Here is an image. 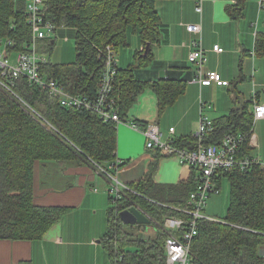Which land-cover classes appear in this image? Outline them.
<instances>
[{
    "label": "trees",
    "instance_id": "1",
    "mask_svg": "<svg viewBox=\"0 0 264 264\" xmlns=\"http://www.w3.org/2000/svg\"><path fill=\"white\" fill-rule=\"evenodd\" d=\"M157 0H43L45 19L55 30L61 26L74 29L75 61L46 63L43 71L62 82L70 92L93 97L103 67V48L113 44L117 49L127 45V33L136 34L143 44L137 52L139 65L151 59L147 43L159 34ZM247 0H234L225 8L232 19L242 17ZM26 0H0V40H14V48L23 50L31 39L26 21ZM52 42L54 39H50ZM49 40V41H50ZM44 42V41H43ZM48 45V43H47ZM254 52L264 56V33L256 36ZM121 71V70H120ZM153 89L161 112L183 92L182 82H149L123 77L118 70L113 83L118 114L125 118L128 108L145 89ZM13 88L31 107L36 109L69 142L36 121L18 101L0 90V239L34 240L59 221L67 207L38 205L33 199L36 163H54L61 168L76 162L82 155L98 164H111L116 154V125L103 121L89 110L61 106L46 91L16 79ZM253 112L238 111L213 121L202 144H217L226 133L242 134L240 157L249 155V131ZM186 149L198 146L197 138L174 140ZM142 180L129 183L138 194L128 193L106 212V232L101 238L112 264H164L166 234L158 224L165 217H180L175 208L187 207L189 193L195 188L197 169L189 182L165 185L154 182L158 149ZM77 155H76V154ZM79 156V157H77ZM79 158V159H78ZM108 168V167H106ZM229 181V202L222 222L201 219L190 248V264H264L260 248L264 247V172L258 167L249 170L221 169L213 177L219 188L220 179ZM194 178V180H193ZM135 205L144 211L154 226L152 236L127 231L118 213ZM18 264H31L22 261Z\"/></svg>",
    "mask_w": 264,
    "mask_h": 264
},
{
    "label": "crops",
    "instance_id": "2",
    "mask_svg": "<svg viewBox=\"0 0 264 264\" xmlns=\"http://www.w3.org/2000/svg\"><path fill=\"white\" fill-rule=\"evenodd\" d=\"M233 3L234 0H202V10L198 12L195 0L156 1L159 34L150 43L151 59L139 65L136 53L142 50L143 44L138 38L132 60H126V64L121 61L119 65L116 56V64L123 77L149 82H182L185 88L161 112L153 89L145 88L128 108L125 118H131L141 125L156 123L164 137L182 141L197 130L200 112L215 121L238 111L251 113L255 101L264 102V56H257L254 52L257 34L264 33V0H247L239 19L230 18L225 11L226 6ZM192 23L201 25L200 33L187 32L186 26ZM192 41L200 42L205 50L207 60L203 69L215 70L229 82L228 85L212 83L200 86L189 82L198 69L188 60L193 49ZM215 44L221 46L223 51H214ZM170 127L174 128L172 133L169 132ZM252 129L253 145L249 143L247 152L264 161V118L255 120ZM152 160L154 156L145 147L140 129L126 124L116 126L115 159L106 167L112 168L113 163L119 161L118 179L126 183L142 180ZM50 165L55 166L54 163H36L33 199L38 205L67 207L65 212L39 239H0V264H18L22 261H30L31 264H112L101 242L106 232V212L110 206L104 209L105 205H101L104 196L98 193L103 191L105 179L81 159L68 167L58 168L71 181H67L62 190L54 191L44 187V181H40L41 175L46 177L51 171L48 170ZM96 176L102 186L90 189L89 184L97 181ZM192 176H196V172L194 174L176 157L161 154L153 180L172 185L189 182ZM224 178L220 179L219 192L211 194L203 209V214L213 218L209 220L222 222L225 216L213 217L208 211L209 204L214 205L222 198L218 195L222 191ZM105 194L109 202L108 194ZM85 204L98 211L95 223H89L86 230L71 216L72 207ZM259 252L264 258V247Z\"/></svg>",
    "mask_w": 264,
    "mask_h": 264
},
{
    "label": "built area",
    "instance_id": "3",
    "mask_svg": "<svg viewBox=\"0 0 264 264\" xmlns=\"http://www.w3.org/2000/svg\"><path fill=\"white\" fill-rule=\"evenodd\" d=\"M195 2L196 11L201 12L202 0H195ZM25 15L31 29V39L25 48L23 50L15 49V42L10 38L0 40V90L13 100L18 101L36 121L58 134L64 141L70 143L74 150L79 152L80 150L69 142L42 114L20 98L13 88L16 79L23 78L28 84L46 91L63 107L89 110L96 113L103 121L114 122L116 126L126 124L134 129H140L145 139V147L148 150L158 149L160 154L174 156L181 164L190 168L195 167L197 180L195 188L189 193L188 206L175 208L182 213V216H168L164 218L161 224H158L166 234L164 264H190L191 243L197 234L199 220L213 219L203 214V209L211 194L219 192V188L213 181L214 175L221 169L227 170L235 167L242 171L258 167L264 172V161L251 154L242 157L238 155L239 145L245 139L239 133H226L217 144H202L204 136L213 129V120L202 112L199 114L197 130L193 134L199 143L194 149L181 148L174 143L173 137H163V133L156 123L141 125L135 120L121 118L118 114L117 97L112 93L113 83L119 70L116 64V48L113 44H107L103 48V67L95 95L91 97L79 92H70L62 82L48 76L43 71V65L47 60L37 54V43L55 36L54 26L45 19L43 0H26ZM186 30L189 33L198 34L201 32V25L199 23L188 24ZM191 43L193 49L188 55V60L196 64L198 69L189 82L197 83L200 86L211 85L212 83L221 86L228 85L229 82L222 79L215 70L203 69L207 60L205 50L200 42L192 41ZM213 50L221 52L223 48L215 44ZM200 105L202 109L203 102ZM262 118H264V102L255 101L253 103L252 124L255 120ZM173 131L174 128L170 127L169 132L172 133ZM252 132L251 126L249 143L253 145ZM82 157L98 175L105 179L107 194L112 204L119 199L126 198L128 193L139 195L130 187L129 183L118 179L116 173L120 166L119 161H115L112 168H106L86 155H82ZM140 211L142 210L140 209ZM144 214L148 216L146 213Z\"/></svg>",
    "mask_w": 264,
    "mask_h": 264
},
{
    "label": "rangeland",
    "instance_id": "4",
    "mask_svg": "<svg viewBox=\"0 0 264 264\" xmlns=\"http://www.w3.org/2000/svg\"><path fill=\"white\" fill-rule=\"evenodd\" d=\"M51 39H54L53 42L51 40L44 41L45 44H41V42L37 43L36 50L37 54L44 57L47 62L46 63H67L75 61V50H74V29L71 27L61 26L55 30V36H52ZM137 40L138 36L132 32L127 33V45H120L116 51L117 61L119 65L121 61L126 64V60H132V54L137 49ZM48 43V45H47ZM143 50V46H142ZM141 50V51H142ZM45 63V64H46ZM44 64V65H45ZM43 65V66H44ZM131 119V118H130ZM164 137V136H163ZM166 137V136H165ZM76 154V153H75ZM77 155V154H76ZM79 157V156H77ZM80 158V157H79ZM78 158V159H79ZM81 160V158L79 159ZM78 162V161H77ZM76 163V160L72 162V164ZM70 163L66 164L68 167ZM58 168H61V165L58 164L50 165L48 170H51L46 177L40 176V181H44V187H50L51 190L59 191L64 188V184L67 181H71V178L64 174H61ZM43 174V173H41ZM97 181L89 184V188L93 189L94 187H101L102 183L96 176ZM101 185V186H100ZM105 189V190H104ZM103 191L107 193V183L103 181ZM102 193L104 198L101 201V205H105L106 209L110 203L108 202L107 195L104 192ZM95 193V192H94ZM222 197L220 200L216 201L214 205L209 204V213L213 215V217H223L226 214L229 190H228V180L224 178L222 184V191L218 195ZM96 210V213L94 212ZM71 216L75 217L76 222L80 223V226L86 230L89 227V223L94 224L97 218L98 211L96 208H91V206L85 204L79 207H72ZM105 213V211L103 212ZM125 229L132 233H143L149 236L154 234V226L152 224L142 225L137 227V225L124 224Z\"/></svg>",
    "mask_w": 264,
    "mask_h": 264
},
{
    "label": "water",
    "instance_id": "5",
    "mask_svg": "<svg viewBox=\"0 0 264 264\" xmlns=\"http://www.w3.org/2000/svg\"><path fill=\"white\" fill-rule=\"evenodd\" d=\"M150 49V43L146 44L145 52ZM118 216L122 223L137 225L140 227L142 225H147L151 223V219L148 218L142 211L139 210L136 206H131L126 209L119 211ZM142 233H140L141 235Z\"/></svg>",
    "mask_w": 264,
    "mask_h": 264
},
{
    "label": "bare ground",
    "instance_id": "6",
    "mask_svg": "<svg viewBox=\"0 0 264 264\" xmlns=\"http://www.w3.org/2000/svg\"><path fill=\"white\" fill-rule=\"evenodd\" d=\"M146 47V46H145ZM102 71V70H101ZM100 81V80H99ZM99 84V83H98ZM98 87V86H97Z\"/></svg>",
    "mask_w": 264,
    "mask_h": 264
}]
</instances>
